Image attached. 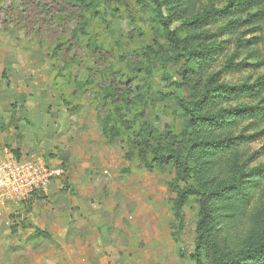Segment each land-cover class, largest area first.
I'll use <instances>...</instances> for the list:
<instances>
[{
    "label": "rangeland",
    "instance_id": "rangeland-1",
    "mask_svg": "<svg viewBox=\"0 0 264 264\" xmlns=\"http://www.w3.org/2000/svg\"><path fill=\"white\" fill-rule=\"evenodd\" d=\"M145 1L143 4L144 0H107L101 3L96 13L89 14L91 32L99 34L100 45L110 52L100 69L89 54L87 38L74 40L66 58L53 57L59 41L57 25L45 27L39 37L36 32L29 33L16 27L14 22L18 23L19 11L17 14L15 10L9 12L11 19L0 12V85L13 84L15 78L10 70L13 67H33L36 73L40 72L35 77H41L43 84H48L41 97L33 95L40 107H47L42 116L47 119L41 128L42 135H28L21 141L31 151L37 152L38 149L39 157L43 156L45 161H60L58 165L66 172L59 178L64 186L69 180L67 164L70 156H77L81 162L90 164L87 173L95 204L93 211L98 215L99 226L107 227L113 242V250L102 254L101 261L108 264H211L216 254L209 244L201 251L200 261L192 258L197 240L198 199L191 198L179 217L172 210L178 190L192 184L193 180L190 176L180 178L174 167L148 171L137 143L147 135L146 128L158 136L164 133V138L171 134L169 131L181 133L185 119L172 99L175 93L194 102L203 95L211 97L207 88L253 84L264 77V0H258L256 6L242 7V11L228 19L214 13L199 31L182 32L185 38L192 34L203 35L204 39L195 42L198 52L213 47L205 72L194 60L189 64L185 60H170L163 31L155 21L149 1ZM181 1L191 4L187 18L196 20L209 12L224 9L229 0ZM13 4L16 10L22 7L20 0H0V9L6 10ZM39 11L41 9L36 8L37 17ZM248 14L258 15L253 24L227 28L230 21L240 18L244 21ZM34 19L32 15L29 21ZM180 24L176 21L173 29L179 28ZM75 28V23L68 24L65 36L68 40L72 39L71 32ZM149 47L161 50L162 57L156 58L147 50ZM74 56V62L65 66L64 63ZM228 64L235 69L230 71ZM145 68L149 69L147 75L139 71ZM186 68L189 71L187 79L182 75ZM109 69L129 79L128 87L136 97L146 98L126 115L134 130L112 144L104 137L101 122L113 109L102 100L101 93L98 94ZM101 70L105 72L100 74ZM84 81L88 83L86 91L81 86ZM262 89L259 97L230 99L228 103L213 108L211 115L221 116L220 121L225 126L219 133L220 139H233L231 148L240 146L244 180L254 182L246 186L249 189L248 202L250 208L264 219V112L259 111L264 109V87ZM89 90L96 93H88ZM248 108L254 109V113H241L239 117L232 115L233 110ZM25 125L32 126L29 121ZM164 138L157 139L148 153L151 161L158 155L156 152L168 145L171 149L176 148V139L166 143ZM62 192L71 194L69 187ZM48 198L42 196L40 200L48 205L51 204ZM32 203L28 200L19 206L7 205L5 211L0 212V264H12L10 256L16 253L14 244L24 241L26 230L35 226L32 216H27ZM18 218L23 220L20 225L17 224ZM217 243V248L226 249L223 236H219Z\"/></svg>",
    "mask_w": 264,
    "mask_h": 264
},
{
    "label": "trees",
    "instance_id": "trees-1",
    "mask_svg": "<svg viewBox=\"0 0 264 264\" xmlns=\"http://www.w3.org/2000/svg\"><path fill=\"white\" fill-rule=\"evenodd\" d=\"M104 1L107 0H20L22 7L18 10L15 9L16 4L14 3L15 5L7 7L6 10L1 8L0 12L10 18L9 12L15 10L14 13L17 14L19 11L18 23L14 22L17 24L16 27H21L29 33L36 32L39 37L43 34L45 27L57 25L59 41L55 46L53 57L66 58L73 47L74 40L87 38L89 54L100 69L107 62L110 52L100 45L99 34L91 32L89 14L96 13ZM148 1L153 9L155 21L163 31L164 39L169 46L170 60H185L187 64L194 60L204 72L205 65L210 62L208 55L213 52V47H207L204 51L198 52L195 50V42L204 39L203 35L192 34L185 38L182 32L199 31L214 13L228 19L242 11L244 9L242 7L246 5L249 7L258 5V0H229L224 9L209 12L206 16L196 20H190L187 16L191 4L186 5L181 0ZM145 3L144 0L143 4ZM36 8L41 9L38 17L35 12ZM32 15L36 19L29 21ZM256 16L258 15L248 14L244 21L241 18L234 19L228 23L227 28L241 27L245 23L253 24L257 20ZM176 21L181 22L180 27L173 29ZM4 23L6 24L5 21ZM69 23H75L76 28L71 32L72 39L68 40L65 36L68 33ZM157 47L161 49L160 45ZM147 50L156 58L162 57L161 50L160 52L155 51L153 47ZM75 59L74 56L64 65L73 63ZM191 67H193L192 64ZM227 68L233 71L235 66L228 64ZM139 71L145 75L149 73L148 68ZM99 72L101 74L105 70ZM106 72L108 75L98 94L101 93L102 100L113 109L110 115L101 122L103 135L112 144L134 130V126L129 125L126 115L134 111L139 104L144 103L146 98L136 97L128 87L129 79H125L118 71L109 69ZM182 75L185 79L188 78L187 68ZM87 84L84 81L81 85L85 91ZM262 87H264V77L253 84H242L237 87L218 85L211 89L207 88V91H211V97L203 95L194 102H189L181 94L175 93L172 99L185 119L181 133L175 134L169 131L171 134L164 138V133L158 136L156 132H151L146 128L147 135L137 143L139 151L142 152L141 160L148 171L152 172L155 168L164 170L167 167H174L180 178L190 176L193 180L192 184L178 190V197L172 210L175 216L179 217L180 211L189 205L191 198H197L199 201L196 249L192 255L195 261H200L201 251L209 244L216 254L211 264H264V219L250 208L249 189L246 187L254 182L244 180L245 169L242 164L240 146L231 148L233 139H220L219 133L225 128L223 122L220 121L221 116L211 115L213 108L228 103L230 99L259 97L263 92ZM88 93L94 95L96 91L89 90ZM259 111L264 112V109ZM241 113L249 115L254 113V109L232 111L235 117H239ZM162 138L166 140V143L176 139V148L171 149L167 144L168 147L162 149L161 152H156L158 155L151 161L148 153L154 148L157 139ZM13 151L18 157L20 156V150ZM37 195H32L28 200ZM242 225H245L244 229L241 228ZM219 236L224 237L226 249L217 248L219 247L217 243Z\"/></svg>",
    "mask_w": 264,
    "mask_h": 264
},
{
    "label": "crops",
    "instance_id": "crops-1",
    "mask_svg": "<svg viewBox=\"0 0 264 264\" xmlns=\"http://www.w3.org/2000/svg\"><path fill=\"white\" fill-rule=\"evenodd\" d=\"M10 70L17 84L0 85V150L13 146L11 149L20 150L22 157L37 158L40 156L38 149L37 152L27 149L21 139L40 135L41 128L47 123L42 117L47 107H40L33 95L41 97L48 84L44 85L41 77H35L40 72L36 73L33 67H13ZM27 121L31 127L25 125ZM49 163L57 165L60 161ZM89 165L77 156H70L67 164L69 180L65 186L60 179L53 180L50 194L46 196L51 204L46 205L40 200L43 195L29 200L33 203L27 216H32L35 226L26 230L24 241L14 244L16 253L10 256L12 264H108L101 261L100 256L113 250V242L107 227L99 226L98 215L93 211L95 204L87 173ZM66 186L71 194L62 192L67 190ZM53 203L58 206L54 207ZM5 209L0 207V212ZM21 222L23 220L19 219L17 224ZM101 228L104 230L100 231Z\"/></svg>",
    "mask_w": 264,
    "mask_h": 264
},
{
    "label": "built area",
    "instance_id": "built-area-1",
    "mask_svg": "<svg viewBox=\"0 0 264 264\" xmlns=\"http://www.w3.org/2000/svg\"><path fill=\"white\" fill-rule=\"evenodd\" d=\"M14 149L0 150V207L19 206L34 195L48 196L53 180L62 178L65 170L42 157H18Z\"/></svg>",
    "mask_w": 264,
    "mask_h": 264
}]
</instances>
